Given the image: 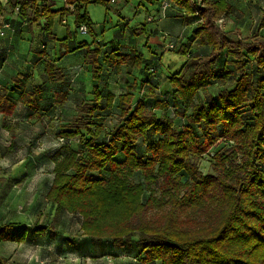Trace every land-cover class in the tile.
I'll use <instances>...</instances> for the list:
<instances>
[{
	"label": "trees",
	"instance_id": "1",
	"mask_svg": "<svg viewBox=\"0 0 264 264\" xmlns=\"http://www.w3.org/2000/svg\"><path fill=\"white\" fill-rule=\"evenodd\" d=\"M156 1L157 11L167 2L168 8H176V17H182L184 24L193 22L194 28L178 48L186 62L166 76V91H157L156 59L151 69L145 66L151 97L145 100L143 93L138 96L144 82L139 88L126 84L127 92L118 96L106 90L101 83L102 47L86 42L71 46L69 41L80 25L91 30L82 8L97 3L109 10L114 2L62 0L59 5V0H0V7L18 11L19 19L11 17L12 23H26L30 33L37 27L59 41L65 53L85 48L83 63L95 82L90 98L80 99L76 113L60 127L59 137L78 138L82 146H64L63 153L56 152L45 199L57 210L81 215L87 239L108 241L128 256L133 251L126 264H264V36L260 34L264 10L255 31L240 37L216 24L236 10L228 0ZM69 15L74 16L73 32L66 26ZM56 22L67 28L61 39L53 32ZM193 39L199 46H209L210 52L191 58L185 46ZM114 56L118 66L141 62L140 54ZM222 57L224 66L219 65ZM186 70L189 75L183 76ZM44 72L63 85L62 68L55 60L46 62ZM16 75V84L25 78L22 72ZM9 91L0 86L3 114L15 107ZM40 91V85L30 83L17 100L28 111H37ZM54 96L57 104L67 100L63 87ZM115 103L120 121L108 130L99 113ZM171 108L185 120L180 129ZM214 147L218 149L211 172L203 174L197 163ZM138 173L141 181H133ZM34 232L44 236L46 228L39 225ZM28 233L27 226L0 225L2 242L25 243ZM0 264L13 263L0 255Z\"/></svg>",
	"mask_w": 264,
	"mask_h": 264
},
{
	"label": "rangeland",
	"instance_id": "2",
	"mask_svg": "<svg viewBox=\"0 0 264 264\" xmlns=\"http://www.w3.org/2000/svg\"><path fill=\"white\" fill-rule=\"evenodd\" d=\"M61 1L59 0V5L62 4ZM228 1L235 5L236 10L230 15L220 18L216 23L218 28L227 33L229 32L231 36L235 34L236 36L244 37L254 32L261 12L264 10V0ZM82 11L87 12L91 30L85 34H81L79 31L75 34L73 33L69 38L71 44L86 42L89 46H102L103 48L104 46H112L113 43L120 40L122 45L128 46L130 35H132L133 38L136 37L135 46H138L142 51L143 57H149L148 49L144 46L146 42L145 36L131 34L132 28L146 22L145 7L143 3H140V0H128L127 2L125 0H116L113 7L109 10L101 4L88 3L82 8ZM5 14H8L14 20L19 19L16 9L2 4L0 7V27H2ZM161 18L163 17H159V15L155 16V18L153 16V19L157 21ZM66 19L68 30L73 32L75 30L74 16L69 15ZM151 23H147L146 26L151 28L156 25L155 21H153V24ZM158 26L161 29L163 25L158 24ZM141 27L143 26L141 25ZM67 28L65 26L61 27L56 22L54 31L57 37L63 38L66 35ZM193 28L184 30L183 34L186 36L190 35ZM162 29L166 30L165 33L169 36L172 35L169 29L165 27ZM181 29L178 27V32ZM260 34L264 36V28L260 30ZM170 38L171 36L167 37L166 45L160 46L157 50V52H160V50L163 52L160 71L164 75L160 78L162 91H166L169 86L166 76L171 72L179 71L186 62V56L178 52L181 42L174 46V42ZM170 44H173V46H169ZM32 45V42H30V46ZM172 48H175V51ZM185 48L191 58L208 54L211 50L209 46H199L197 43L192 46L188 43ZM66 54L68 53L59 50L55 53V61H59L62 66L63 85L54 76L48 78L51 83H46L47 75L42 68L38 71L36 68L26 66L25 69H21V72L25 79L31 77V80L27 79L25 84L27 86L31 82L40 85V88L42 85L53 90H60L62 87L63 89L65 88L66 80V87L73 90L71 99H67L61 104L53 103L55 99L54 93L47 91L44 94L41 90L38 98L41 103L46 104L44 109L29 112L15 108L11 113L0 114V157L6 155L5 158L8 159L4 165L6 167L0 168V207H7L6 212L9 213L7 215L13 219L17 218L16 211L23 213L21 216L18 214V221L21 224H27L29 230L27 241L24 244L17 245L0 242V253L13 264H126L128 262L126 257L133 256V251L128 256L125 255V249L118 250L113 248L108 241H103L99 244L94 240L87 239L81 229V215L70 213L66 210H57L53 204L45 200L43 196L44 186L38 192L35 190L36 193L34 195L29 194L30 186L28 182L32 177L36 176L37 173H43L49 178L48 171L50 169L48 166L52 164L49 163V160L53 161L56 152L63 153L65 151L64 146H71L75 149L82 146V141L80 142L78 138L65 139L59 137L60 127L67 123L75 114V104L80 99L90 98L92 86L88 79L89 71L85 66L74 65L68 71L66 70L68 61L66 60L67 56L64 57ZM45 58L46 61L49 60L48 57H42L43 60ZM225 60L226 58L222 57L219 60V65L224 66ZM226 66L230 69L234 68L231 64ZM156 68L158 72L159 65ZM13 73L16 74L15 69ZM5 74L7 75L8 73ZM5 74L1 75L2 82L7 81L6 84H8L9 74L7 77L4 76ZM188 75L189 71H184L183 76ZM225 85L231 88L233 83L226 82ZM18 87L16 84L8 86L10 93L14 91L10 94L12 99L18 93V90H15ZM102 92L104 91L102 90ZM141 93H143L142 90L140 91ZM50 104L52 105L50 106ZM246 108L243 107L242 109L245 114L248 112ZM119 112L115 103L112 109H104L99 113V120L110 130L119 123ZM169 112L174 117L176 126L180 129L185 120L176 116V111L173 108L169 109ZM139 144L143 148L141 140H139ZM217 149L218 147L211 148L198 161V169L203 174L211 172L210 164ZM24 156H26V161L22 162V166L19 165L17 167L15 165L17 162L14 159L24 158ZM25 173L28 176L24 180L21 176ZM132 180L141 181L139 173L134 175ZM147 194L148 192H145L144 196L146 197ZM39 225L46 228L44 236H39L34 232V228ZM120 250L123 252L122 254L119 253Z\"/></svg>",
	"mask_w": 264,
	"mask_h": 264
},
{
	"label": "crops",
	"instance_id": "3",
	"mask_svg": "<svg viewBox=\"0 0 264 264\" xmlns=\"http://www.w3.org/2000/svg\"><path fill=\"white\" fill-rule=\"evenodd\" d=\"M140 3H143L144 7H145L146 22L143 24L136 25V27L132 28L131 34H133L135 36H145L146 42L144 43V46L148 49L149 57H147V58L143 57L142 51L138 48V46H135L136 37L133 38L132 35H130L128 46L122 45L120 40L113 43L112 46H106V47L104 46L102 48V51L105 52L104 57L102 58V61L104 63V74L102 76V82L101 83L103 84L104 87H106V90H111L113 93L116 94V96H118L119 94L127 92L126 84H134L136 86V88H139L138 84L141 82H144V83H142V85H143L142 96H144L145 100L146 99L151 100V97L148 96V87H149L148 84L150 82L148 80L147 70H145V66L148 65L149 68L151 69L153 61L156 59V63H157L156 65H157V67L159 65V69H158V72H157V68L155 69V72H153V78L156 79L155 80L156 83L159 84V85H157L158 86L157 91L164 92L161 90L162 84H161V80H160V78L164 76L163 74H161L162 72H160L161 71V57H162L163 52H162V50H160V52H157V50L160 48V46L166 45V43H165L166 39H167V37H170V36H171V38H170L171 41L174 42V46H177L178 42L184 43L188 36L183 34V32H185L184 30H187L189 28H193L194 23L190 22V24H184L182 17H176L175 16V12H176L175 7L167 8L166 9L167 11H165V16L163 18H161L160 20L157 21V20L153 19L151 21H148L147 20L148 17L154 16V18H155V16L159 15V11H157L159 4L157 3L156 0H140ZM10 18H11V16H9L8 14H5V16L3 17L4 21L2 23V27H0V31L3 30V35H0V86L6 87V88H8V86L10 84H16V83H14V78L17 77L16 74L18 72H21V69H25L26 66H29L30 68L38 69V71L41 68L44 70L45 64L47 61L55 60V57H56L55 53L58 49L61 52L64 51V47L57 46V45H59V42L57 43V40L54 41V40L50 39L48 36H44V34H42V32H40V30L37 27H33L32 33H30L26 23L22 22L21 24L16 25V23H12V20ZM153 21H155L156 25L151 27V28H148L146 26L147 23L150 24L152 22L151 24H153ZM158 24L163 25L162 28L165 27V28L169 29L172 35L169 36L168 34H166L165 33L166 30H164L162 28L160 29ZM4 25H5V27H3ZM141 25L143 27H141ZM178 27L182 28L180 32H178ZM53 32L56 34L54 29H53ZM30 42H32V44H33L32 46H30ZM195 43H196V39H193L192 41L189 42V45L192 46V45H195ZM76 45L77 44H75V46ZM71 46H73V44ZM174 49L175 48H172V50H174ZM112 50L114 51V54H112V52H111ZM84 51H85V48H80V49H77L76 51H74L72 53H68V54L64 55V57L67 56L66 60H68L67 64H66L67 65L66 66L67 71H68V69H70L74 65L85 66L89 71L88 66L83 63ZM116 53L129 54L132 56H136V55L140 54V56H141L140 65H138V66L131 65L132 62H130L129 64L122 63L118 66V64L116 62L117 58L114 56ZM42 54H44V55L42 56ZM42 57H48L49 60L46 61V58H45V60H43ZM56 64L62 68L61 64H59V61H56ZM12 68H14L16 70V74L13 73L14 69L10 70ZM5 73H8L9 76H8V74L6 75ZM2 74H5L4 76L9 77L8 84H6L7 81L2 82V80H3L1 78ZM48 78H50V77L47 76L46 83H51V80ZM19 79H20V82L16 84V86H19V87H18V89L17 88L15 89V90H18V93L16 94V96H14L16 98V100L12 99L15 102V107L13 108V110L15 108L16 109L18 108V109H23L24 111H28L21 104V102L17 100V98H18V95L21 91L28 89L29 86H27L25 84L27 82V79L31 80V77H28L26 79L25 78H19ZM88 79L90 80V82L93 86V84H95V82L90 78L89 72H88ZM155 81L152 80L153 83ZM1 83H3V84H1ZM65 84L67 85L66 80H65ZM66 85H65V88L63 90L67 93V99H71L73 90H72V88L71 89L67 88ZM19 88H21V89L19 90ZM41 90H42V92H44V94L47 93V91L53 92L55 94V92L57 91L56 89L53 90L51 88H48L47 86L41 87ZM124 90H126V91H124ZM13 92L14 91H12L11 93H13ZM131 92L134 93L135 90H133ZM140 95L141 94H139V97H140ZM116 100H117V98H116ZM51 105L52 104H50V106ZM149 106H150V103H149ZM45 107H46V104L41 103V101H39V107H38L37 111L44 109ZM29 112H33V111H29ZM0 114H3V112L0 111ZM5 156L0 157V168L6 167L4 165H5L6 161H8V159H6ZM25 157L26 156H24V158H22V157L21 158H15L14 161L17 162V163H15V165L17 167L19 165L22 166V162L26 161ZM49 163H52L51 166H48L50 169L48 171L49 178L46 177V175L43 173H37L36 176L32 177L31 180L28 182V185L30 186L29 194L34 195L36 192H38L39 189L42 188V186H44L43 196L45 197V194L47 193V190H48V188L51 184L52 178H53L52 170L54 167V162L52 160H49ZM27 176H28V174L25 173V174H22L21 177H23V179L25 180L27 178ZM35 190H36V192H35ZM3 207L4 206L0 207V225L6 224V223H13L14 229H19L20 227L27 226V224H21V222L18 221L19 215L21 216V215H23V213H18L16 211V213H17L16 217L17 218L13 219L7 215V214H9L8 212H6L7 207L6 208H3ZM13 211H15V210H13ZM0 242H2V241H0ZM3 243H5V244L11 243V244H17V245L24 244V243H14V242H3ZM0 255L5 257L1 253H0ZM5 258H7V257H5Z\"/></svg>",
	"mask_w": 264,
	"mask_h": 264
},
{
	"label": "built area",
	"instance_id": "4",
	"mask_svg": "<svg viewBox=\"0 0 264 264\" xmlns=\"http://www.w3.org/2000/svg\"><path fill=\"white\" fill-rule=\"evenodd\" d=\"M115 1L116 0H111V2H115ZM168 6H169V4L167 2H164L162 4V6L159 9V17H164L165 16V11L168 8ZM152 19H153V17H148L147 18V20H149V21L152 20ZM3 27H5V25ZM78 31L81 34H85V33L88 32V28H87L86 25H80L79 28H78ZM0 35H3V32L2 31H0ZM169 46H173V44H170Z\"/></svg>",
	"mask_w": 264,
	"mask_h": 264
}]
</instances>
